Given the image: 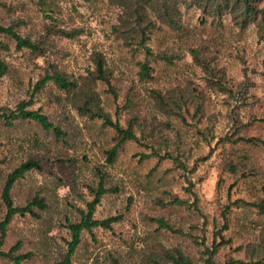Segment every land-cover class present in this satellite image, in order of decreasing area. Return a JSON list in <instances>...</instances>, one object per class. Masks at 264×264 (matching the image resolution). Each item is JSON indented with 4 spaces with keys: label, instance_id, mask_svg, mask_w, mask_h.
Listing matches in <instances>:
<instances>
[{
    "label": "rangeland",
    "instance_id": "1",
    "mask_svg": "<svg viewBox=\"0 0 264 264\" xmlns=\"http://www.w3.org/2000/svg\"><path fill=\"white\" fill-rule=\"evenodd\" d=\"M1 1L4 5L0 7V23L24 20L19 27L22 34L33 37L44 34V22H56L59 28H81L82 33L73 39L50 34L46 59L62 71L78 76L93 66L94 52H101L113 73L112 83L117 94L114 98L99 84L102 106L122 124L137 113L144 133L138 131L140 141H126L115 162L105 166L103 151L113 144L112 129L103 126L100 120L80 116L69 104L56 102L55 87L44 88L31 98L34 84L43 72L41 66L46 64L45 58H30L27 50H16L10 42L9 50L1 53L8 63V71L0 81V108L14 109L17 102L31 99L28 108H42L68 136L65 142L58 141L35 122L23 120L6 126L0 121V221L5 214L1 190L6 175L27 158L38 159L43 169L30 171L15 182L14 204H25L35 193L43 196L48 204L40 218L15 216L7 226L0 248L8 250L21 242V252L34 254L25 264H53L60 259L68 238V230L62 224L66 216L71 220L79 218L77 208H84L79 194L90 198L85 184H92L94 169L103 166L106 186L116 187L118 191L103 195L94 217L119 215L121 218L110 230L94 228L93 234L84 231L73 255V264H111L112 257L121 264H146L144 256L158 245L178 246L198 261L197 249L190 239L158 230L149 217H163L184 230H189L191 224L201 226L206 217L204 237L209 245L214 230L223 224L221 212L229 201L261 198L264 149L240 143L216 147L218 139L232 133L231 110L238 113L242 122L264 111V40L259 38L256 27L239 30L229 14L223 17L220 26L208 19L203 22L199 9L182 5L181 28L172 31L163 26L154 33L150 43L155 51H175L182 59H176L172 65L154 63L153 79L140 83L135 74L137 56L123 48L111 32L118 9L107 0H52L53 11L48 14L56 21L43 18L35 0ZM258 4L264 6V0ZM189 47L199 50L207 69L193 60ZM130 86L137 96L132 110L123 106ZM150 89L160 90L163 95L171 92L182 96L186 104H182L180 115L164 114L155 108ZM198 104L201 111L197 109ZM241 134L264 139V122L245 127ZM212 147H216L212 155L199 161L191 173L182 171L167 157L162 160L156 155L143 160L140 157L152 150L160 155L179 153L190 169ZM229 155L233 160L242 156L248 159L233 173L224 166ZM185 177L194 183L198 210L192 204L194 197L186 190ZM170 195H177L188 204L159 203V200L166 202ZM227 217L229 228L223 234L232 243L218 250V263L229 256L242 257L241 252L235 251L236 246L254 238V223H264V215H258L253 208L236 205L231 206ZM196 233L202 235L199 231ZM0 264L14 262L0 257Z\"/></svg>",
    "mask_w": 264,
    "mask_h": 264
},
{
    "label": "trees",
    "instance_id": "2",
    "mask_svg": "<svg viewBox=\"0 0 264 264\" xmlns=\"http://www.w3.org/2000/svg\"><path fill=\"white\" fill-rule=\"evenodd\" d=\"M42 12L43 18H50L53 21L51 14L54 2L52 0H35ZM87 1V0H86ZM259 0H107V3L118 9L116 23L112 26L111 32L120 42L123 48H127L132 56H137L135 61V74L140 83H147L154 77V63L165 62L167 64H175V60L182 59V55L178 52L162 49L155 51L151 46L154 33L165 26L167 29L176 31L181 28L180 16L181 6L186 8H197L204 17L211 23L217 26L222 24V19L229 14L231 20L239 30H245L249 26H255L259 38L264 40V6H259ZM4 3L0 0V7ZM24 20H13L8 24L0 23V81L8 71V63L4 61L1 53L9 50L10 42L14 44L16 50H27L30 58H45V66L42 74L37 78L31 98L47 87H55L57 96L55 101L69 104L77 114L86 117L89 120H100L103 126L109 127L113 131L111 137L113 144L106 148L104 153L105 166L112 165L117 155L122 148V145L128 140L140 141L141 136L138 131L144 133L143 124L137 113L130 115L122 124L118 118H113L102 106L100 93L97 90L99 84L104 85L105 92L117 97L115 86L112 83V71L107 67L106 59L101 52H94L92 55L93 66L86 69L85 74L74 76L62 71L54 64H51L46 59V50L50 42V34H55L60 38L73 39L82 33V29L75 28H59L52 23L44 22L45 33L31 36L30 34H22L19 31ZM4 38H7L6 42ZM180 49V48H179ZM189 52L193 60L207 69L206 63L203 62L197 48L189 47ZM220 86H224L218 80ZM229 91V89H228ZM232 95V93H231ZM150 97L154 100V107L160 112L169 115H180L179 110L182 104L186 101L182 96L172 95L167 92L163 95L160 90L150 89ZM31 99L28 101L22 100L17 102L14 109L0 108V121L6 126H12L16 121L35 122L45 131L53 134L56 140L66 141L68 133L62 126L50 120L49 116L43 112L42 108H28L31 104ZM137 96L133 86H130L125 94L124 107L130 108L137 104ZM198 111L202 108L198 104ZM118 110V109H117ZM138 110V109H137ZM232 133L225 134L216 142V147L219 144H244L252 148L264 149V139L259 136H244L241 134L245 127L252 125L255 122H264V111L261 114H253L248 122H242L238 113L231 110ZM37 143V142H35ZM216 147L210 148L209 152L200 158H197L191 168L185 161L182 160L179 153L174 154L167 152L165 155L158 154L157 150H152L150 153L140 155L141 159L151 156H158L160 160L163 158L173 159L176 166L182 171L193 172L197 168L199 161L209 158ZM248 159L245 156L233 160L230 155L224 160V166L231 172H236L238 165L246 164L244 160ZM243 167V165H241ZM103 166H98L94 169V182L85 184L88 190V196L79 194V198L83 201L84 208H77L79 218L71 220L67 216L62 226L68 231V238L65 239L66 250L62 257L53 262V264H73L72 259L79 244L82 241V233L87 231L93 234L94 228L111 229L113 223L117 222L121 216L111 215L103 219L94 217L96 206L102 199L103 195L110 192H117L116 187L106 186V171ZM43 166L36 158H27L20 162L6 175L1 190V199L5 206V214L0 221V241L5 237L7 226L11 220L19 216H31L40 218L42 212L48 208L45 198L39 193H35L23 205L14 204L12 198V189L15 182L23 178L30 171H41ZM187 186L186 190L194 197L192 202L194 208L198 210L197 197L193 190L194 183L185 177ZM72 187V186H71ZM262 195L259 200L246 201L244 199H236L229 201L221 212L223 224L220 228L214 230V235L211 243L208 245L205 241L204 232L207 219L199 226L191 224L189 230H184L182 227L170 223L163 217H149V220L157 225V229H164L176 235L187 237L196 247L198 261L194 256L184 251L178 246L165 247L158 245L153 247L149 254L144 256L146 264H264V223H254L256 228L255 236L252 240L241 243L236 246L235 251L241 252L242 257L229 256L226 260L218 263L216 255L218 250L230 245L232 240L226 238L223 231L229 228L227 214L231 206L253 208L258 215H264V185L261 188ZM160 204L165 206H185L188 202L177 195H170L166 202L159 200ZM203 215V214H201ZM201 232L198 235L196 232ZM21 242H16L8 250L0 248V257L7 258L13 261L14 264H25L26 259L32 258V252H21ZM111 264H121L115 257L111 258Z\"/></svg>",
    "mask_w": 264,
    "mask_h": 264
}]
</instances>
